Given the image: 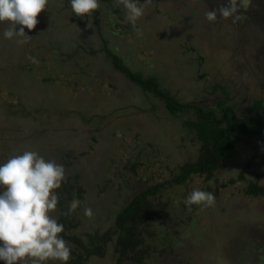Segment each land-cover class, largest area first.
Returning a JSON list of instances; mask_svg holds the SVG:
<instances>
[{
	"label": "rangeland",
	"instance_id": "1",
	"mask_svg": "<svg viewBox=\"0 0 264 264\" xmlns=\"http://www.w3.org/2000/svg\"><path fill=\"white\" fill-rule=\"evenodd\" d=\"M182 1L148 0L133 25L121 0H100L83 20L67 0H49L23 42L0 35V161L31 149L64 165L71 187L56 190L61 209L79 201L65 233L99 250L86 254L68 240L69 264H264V195L246 194L249 181L264 187V132L241 135L237 153L210 175L177 182L182 165L200 157L181 121L193 116L191 108L179 119L170 115L161 99L115 67L153 75L186 104L207 106L224 95L239 114L263 96L264 14L242 32L219 18L209 22L203 1L192 12ZM153 186L146 201L168 207L143 224V251L132 254L138 262L116 251L114 240L99 243L122 231L116 215ZM193 188L211 191L214 204L186 206L183 197Z\"/></svg>",
	"mask_w": 264,
	"mask_h": 264
},
{
	"label": "clouds",
	"instance_id": "2",
	"mask_svg": "<svg viewBox=\"0 0 264 264\" xmlns=\"http://www.w3.org/2000/svg\"><path fill=\"white\" fill-rule=\"evenodd\" d=\"M148 0H121L130 24L144 15ZM244 4L250 0H243ZM49 0H0V25H5V39L30 35L27 30L39 23L38 14L47 9ZM71 12L83 20L100 7V0H67ZM240 0H215V6L204 12L209 22L218 17L239 19ZM85 28H91L86 22ZM139 34V29H136ZM66 178L65 167L54 159H46L35 150L25 149L0 161V262L3 264H46L58 261L69 264L72 259L70 242L65 239V225L52 215L59 196L56 191ZM186 206H211L215 196L211 191L193 188L183 197ZM79 201H72L68 211H74ZM84 215L91 217L90 207Z\"/></svg>",
	"mask_w": 264,
	"mask_h": 264
},
{
	"label": "trees",
	"instance_id": "3",
	"mask_svg": "<svg viewBox=\"0 0 264 264\" xmlns=\"http://www.w3.org/2000/svg\"><path fill=\"white\" fill-rule=\"evenodd\" d=\"M108 52L111 53L110 51ZM113 58L114 61L117 60L116 55H113ZM115 67L119 70H123L135 83L142 87V90H145V94H150L155 98L161 99L162 102L165 103L166 110L170 115L174 117L177 116L179 119V113L185 111L186 108H191L193 116L188 119H181V121L183 125L188 128V131H191V133L195 135L197 144L200 148V157L194 163H185L182 165V171H179L180 173L178 172L176 177H174V180L177 182H181L183 178L191 173L199 172L210 175L221 161L231 158L237 153L236 143L241 135H259L264 132V95L254 98L249 108L242 110L241 113L238 114L233 103H226L227 98L224 97V95H219L216 98L213 97L207 106L204 105V103L186 104L179 101L169 92L163 90L159 80L153 75L144 77L139 73H134L129 69L123 68L119 64H116ZM260 87L264 91V79L262 83H260ZM252 160L253 158L251 157L249 163ZM208 180L212 181V178ZM61 187L66 190V188L71 187L70 182L68 181L66 183L63 181ZM155 188V186L149 187L136 193L131 203L119 211L115 217L122 231L120 230L121 232H115L112 235L109 234L106 237L103 236V239H101L99 243H103L104 245L105 242L114 240L115 250L120 251V253L132 255L133 253L143 251L141 246L142 240L145 238V228L142 227L144 226L143 224H145L148 219L154 221L153 218H155L156 215L160 216L164 210H167L166 207H168V205L162 204L161 201H159L158 204H151L146 201V198L154 193ZM75 192L72 186L70 190L71 195L75 196L79 194H75ZM246 194L252 196L264 195V187L258 184L257 181H249ZM63 203V199L59 198L57 206H59L58 209H60L61 212L58 216L55 212H53L52 215L56 216L59 221L65 225V229L69 227L73 228L74 225L69 223V218L71 216L70 213L72 212L75 215V212H69L68 209L62 210L64 208L62 206ZM153 234L158 236V230H155ZM63 235L66 240L72 242L74 248L78 245L77 248L85 249L86 254L99 252L96 247L83 242L77 236H68L69 234L67 233H63ZM136 247L139 248L138 252L135 249ZM77 256H81L80 258H82L81 254H77ZM80 258L78 257V259ZM131 258L134 262H138V257L132 255Z\"/></svg>",
	"mask_w": 264,
	"mask_h": 264
},
{
	"label": "flooded vegetation",
	"instance_id": "4",
	"mask_svg": "<svg viewBox=\"0 0 264 264\" xmlns=\"http://www.w3.org/2000/svg\"><path fill=\"white\" fill-rule=\"evenodd\" d=\"M103 1L106 2V0H102V2ZM201 1L207 5V9L215 6V0H183L182 3L183 5H187V8L192 12L196 10L195 3L197 2L198 4H202ZM188 5H192L195 10H193L192 6L189 7ZM261 14H264V0H250L247 5L244 4L243 0H240V9L238 12L239 19L233 21L232 18H218L220 19V22H227L225 25L226 28H228L227 24H229L231 27L234 26L235 29L238 28L239 31L245 32L251 27L250 23L253 16Z\"/></svg>",
	"mask_w": 264,
	"mask_h": 264
}]
</instances>
